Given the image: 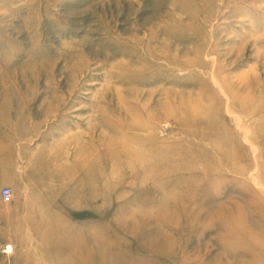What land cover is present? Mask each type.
Segmentation results:
<instances>
[{"label":"rangeland","instance_id":"obj_1","mask_svg":"<svg viewBox=\"0 0 264 264\" xmlns=\"http://www.w3.org/2000/svg\"><path fill=\"white\" fill-rule=\"evenodd\" d=\"M3 187L0 264H264V0H0Z\"/></svg>","mask_w":264,"mask_h":264},{"label":"built area","instance_id":"obj_2","mask_svg":"<svg viewBox=\"0 0 264 264\" xmlns=\"http://www.w3.org/2000/svg\"><path fill=\"white\" fill-rule=\"evenodd\" d=\"M0 196L4 202H9L13 197L12 189L10 187H3L0 191Z\"/></svg>","mask_w":264,"mask_h":264},{"label":"bare ground","instance_id":"obj_3","mask_svg":"<svg viewBox=\"0 0 264 264\" xmlns=\"http://www.w3.org/2000/svg\"><path fill=\"white\" fill-rule=\"evenodd\" d=\"M1 197V196H0ZM2 199V198H1ZM9 248H7L6 250H4L3 252H5V253H7V252H9L10 253V251H11V246L9 245L8 246Z\"/></svg>","mask_w":264,"mask_h":264}]
</instances>
